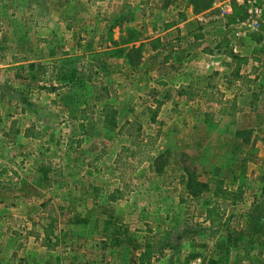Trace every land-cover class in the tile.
I'll list each match as a JSON object with an SVG mask.
<instances>
[{
  "label": "rangeland",
  "instance_id": "obj_1",
  "mask_svg": "<svg viewBox=\"0 0 264 264\" xmlns=\"http://www.w3.org/2000/svg\"><path fill=\"white\" fill-rule=\"evenodd\" d=\"M178 1L0 0V198H19L0 235L18 258L264 264V27L238 39L241 12ZM22 46L35 62L8 65Z\"/></svg>",
  "mask_w": 264,
  "mask_h": 264
},
{
  "label": "crops",
  "instance_id": "obj_2",
  "mask_svg": "<svg viewBox=\"0 0 264 264\" xmlns=\"http://www.w3.org/2000/svg\"><path fill=\"white\" fill-rule=\"evenodd\" d=\"M182 0H179L178 3L181 4ZM208 5H204L203 8H196V10L193 9V5L191 3H188V7L187 10L189 12H197L200 11L201 13L194 15V17H197L198 19H205L204 17H200L199 15H203V16H208L210 18L215 19L214 17L223 18V6H220L219 3L217 4L215 2V0H207L206 2ZM184 5V4H183ZM181 5V6H183ZM238 12H240V9L238 7H233V12L230 15H225V16H231L234 13L237 14ZM233 17V16H232ZM209 19V18H208ZM208 21V20H207ZM209 21H213V20H209ZM186 22V21H185ZM210 24H215V22H210ZM200 25H203L202 22H200ZM178 27H181V24H177ZM239 39V38H238ZM16 43V42H15ZM20 43V42H17ZM24 43V42H23ZM23 46L21 48H19V50H17L16 52H12L13 55H15L16 57L13 59L12 58V63L8 64V65H22L25 63H29V62H35V60L31 59L28 57V55L30 54V49H25L23 50ZM19 55V56H18ZM218 57L213 56V59H218ZM44 59H38L37 62L39 63H44L43 62ZM37 63V65L39 64ZM36 65V66H37ZM7 66V65H5ZM212 69V68H210ZM213 69L215 71H217L218 69H222V67H213ZM234 69L238 70V68H234L233 66L231 67H227L226 70H224V72H219L218 74H223V75H230L231 71H233ZM235 71V70H234ZM241 72V69L239 70ZM255 73H258V70L253 69L252 70ZM37 72V70L35 71V73ZM212 72V71H211ZM211 72H207V74H211ZM228 84L226 83V86ZM15 118H17V116H14ZM13 118V117H11ZM89 118V117H88ZM88 118L85 117V119H83V117L77 116V120L80 123H83L84 121L88 120ZM2 118L0 119V123H1ZM4 120V119H3ZM2 120V121H3ZM15 123V121H14ZM26 127L29 126V124L25 125ZM2 126L0 125V137H4L3 135L6 136H11L10 132H4L3 130H1ZM15 133L17 135L20 136H24L25 132L23 133L22 131H15ZM28 138H31V136H28ZM0 169H2V167L4 166V159L2 157H0ZM2 184V185H1ZM1 187L4 186V182H0ZM17 184L12 183L11 186L12 187H16ZM18 197L16 196H11V197H3L1 196L0 198V207L2 206V208H7V206L9 203L12 205H16V203L18 202ZM10 205L11 208H13V206ZM3 213H5L3 210L0 209V219L3 218ZM10 214H13V212H10ZM14 215V214H13ZM1 225V223H0ZM3 226V225H2ZM33 234V233H32ZM13 235H8L7 238L3 239L2 235H0V264H12L15 261V264H49L48 262H46L45 260H34V259H30L29 257H25V259H20L18 258L19 254L17 253L19 248H20V244L15 242V240H13ZM11 259V260H10ZM59 264H70L69 261L67 260H61ZM71 264H78L76 261H72Z\"/></svg>",
  "mask_w": 264,
  "mask_h": 264
},
{
  "label": "built area",
  "instance_id": "obj_3",
  "mask_svg": "<svg viewBox=\"0 0 264 264\" xmlns=\"http://www.w3.org/2000/svg\"><path fill=\"white\" fill-rule=\"evenodd\" d=\"M223 6V16L230 15L233 7L240 9V15L236 17L235 23L241 29L234 30L236 38L247 32H258L264 27V0H215Z\"/></svg>",
  "mask_w": 264,
  "mask_h": 264
},
{
  "label": "trees",
  "instance_id": "obj_4",
  "mask_svg": "<svg viewBox=\"0 0 264 264\" xmlns=\"http://www.w3.org/2000/svg\"><path fill=\"white\" fill-rule=\"evenodd\" d=\"M206 5H208L207 3H205ZM235 14V13H234ZM259 40H261L260 38H259ZM48 64H44V63H39L38 65H37V80H39V81H43V82H46V81H48V80H51V78H52V72L50 71V72H48L49 70H48V68H49V66H47ZM29 66L30 67H32V68H34V65L33 64H29ZM21 68V67H20ZM91 71V70H90ZM234 75L236 76V77H238V70H235V73H234ZM39 88H41V89H46V90H53V89H55L54 87H51V86H44V85H40L39 86ZM205 92V91H204ZM180 94H182V95H186L187 94V92L184 90V89H182V90H180ZM99 97V96H98ZM99 99V98H98ZM80 117H83V119H85V117H86V115H85V113H82V114H80ZM107 123L108 124H110V125H114L113 124V121L112 120H107ZM82 125V124H81ZM127 150L128 148H126V147H122V150ZM151 158V156L150 155H148L147 156V160H149ZM213 183H215V186H214V193L215 194H231V192L229 191V190H226V189H224L223 190V188H222V186H221V182H220V180H218V181H216V180H214V182ZM202 186H204V187H206L207 186V184L206 183H202ZM186 188H190V185H187L186 186ZM193 196L195 195L194 193L192 194ZM115 197H113V199H114ZM104 244H105V241H102L101 242V248L103 249L104 248Z\"/></svg>",
  "mask_w": 264,
  "mask_h": 264
}]
</instances>
